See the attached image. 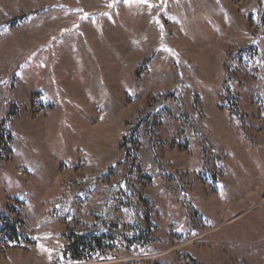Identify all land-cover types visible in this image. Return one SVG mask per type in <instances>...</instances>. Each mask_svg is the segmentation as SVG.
<instances>
[{
    "label": "rangeland",
    "instance_id": "obj_1",
    "mask_svg": "<svg viewBox=\"0 0 264 264\" xmlns=\"http://www.w3.org/2000/svg\"><path fill=\"white\" fill-rule=\"evenodd\" d=\"M0 264H264V0H0Z\"/></svg>",
    "mask_w": 264,
    "mask_h": 264
},
{
    "label": "trees",
    "instance_id": "obj_2",
    "mask_svg": "<svg viewBox=\"0 0 264 264\" xmlns=\"http://www.w3.org/2000/svg\"><path fill=\"white\" fill-rule=\"evenodd\" d=\"M5 226L8 227V229L10 231H12L13 233L16 234V227L14 226V222L11 220H8L5 222ZM86 241L90 242L89 244H94L97 247H99L101 250H103L104 245L98 241V237L95 235H83V236H79L77 237L76 241H70L68 249L72 250L73 253V257L72 259L74 261H82L83 259H85L84 255H83V251L80 250L81 244L86 247L87 244L84 243Z\"/></svg>",
    "mask_w": 264,
    "mask_h": 264
}]
</instances>
